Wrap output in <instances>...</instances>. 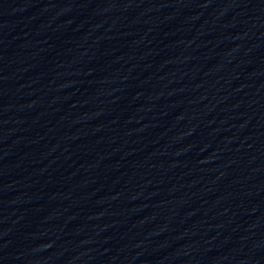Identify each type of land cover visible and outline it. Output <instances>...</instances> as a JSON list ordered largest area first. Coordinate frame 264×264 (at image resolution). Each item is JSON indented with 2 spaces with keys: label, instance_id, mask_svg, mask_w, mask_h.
<instances>
[{
  "label": "water",
  "instance_id": "95a60500",
  "mask_svg": "<svg viewBox=\"0 0 264 264\" xmlns=\"http://www.w3.org/2000/svg\"><path fill=\"white\" fill-rule=\"evenodd\" d=\"M0 264H264V0L0 7Z\"/></svg>",
  "mask_w": 264,
  "mask_h": 264
}]
</instances>
